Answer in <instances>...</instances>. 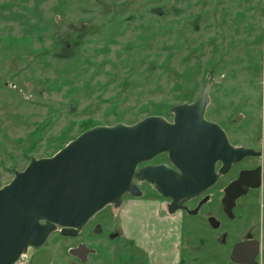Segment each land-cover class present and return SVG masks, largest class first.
<instances>
[{
    "label": "rangeland",
    "instance_id": "1",
    "mask_svg": "<svg viewBox=\"0 0 264 264\" xmlns=\"http://www.w3.org/2000/svg\"><path fill=\"white\" fill-rule=\"evenodd\" d=\"M206 85V118L235 146L264 149V0H0V188L13 167L54 155L89 125L150 115L172 121L173 108L198 99ZM240 167L198 214L170 212L155 185L137 182L169 212L155 227L160 258L145 238L139 244L148 252L134 243L135 223L124 236L114 231L121 207L135 198L127 193L78 236L53 232L43 245L51 264H237L233 245L260 235L264 204L263 183L239 200L234 219L222 211V187ZM79 243L93 249L87 262L71 252Z\"/></svg>",
    "mask_w": 264,
    "mask_h": 264
},
{
    "label": "water",
    "instance_id": "2",
    "mask_svg": "<svg viewBox=\"0 0 264 264\" xmlns=\"http://www.w3.org/2000/svg\"><path fill=\"white\" fill-rule=\"evenodd\" d=\"M209 93L206 85L198 99L176 105L172 121L150 115L133 124L95 125L54 155L31 157L23 170L13 167V179L0 188V264H15L29 246H43L57 230L78 235L106 206L120 205L127 193L140 195L137 180L153 183L170 198L173 212L218 182L219 162L221 172H227L233 162L258 154L233 145L225 129L206 118ZM161 154H167L169 163L146 164ZM246 175L242 172L225 188L222 201L230 217L236 200L248 192ZM92 250L82 244L71 252L84 255ZM259 254L261 241L246 239L234 245L232 260L261 264ZM52 261L47 249L36 253L31 264Z\"/></svg>",
    "mask_w": 264,
    "mask_h": 264
},
{
    "label": "flooded vegetation",
    "instance_id": "3",
    "mask_svg": "<svg viewBox=\"0 0 264 264\" xmlns=\"http://www.w3.org/2000/svg\"><path fill=\"white\" fill-rule=\"evenodd\" d=\"M237 147H246V148H249V149H253L258 154H250V155L245 156L244 158H242L239 161L233 162L227 172H221V168L223 167V163L219 162L217 164V170H218V172L220 174L218 182L213 187H211L209 190L204 192L203 194H201V195H199L197 197L190 198L187 201H185L183 208H179V209L173 211L172 213H177V212H181L182 211V212H187L189 214H198L199 212H201L203 207L206 204H209L212 201V199H213L212 195H211V190L213 188H215L226 175L230 174L234 170L236 171V168H235L236 166L242 165V167L238 168L236 175L233 176L232 178L228 179L227 182L222 187L223 191H224V195H225V188L229 184H231L233 181L237 180L240 177L242 172L247 173L246 181L249 183L248 192L245 195L239 197L236 200V203H235V205H234V207L232 209V212H233V216L232 217H230L227 214L226 207L223 204V210L222 211L229 218H231V219L235 218V210H236V208H237V206L239 204L238 203L239 200L242 197L249 195L253 191H259L260 192L261 189H262L263 183H264V161L261 160L264 157V149H255L253 147H248V146H237ZM151 162L146 163V164L169 163V160L167 158L166 161L162 160V161H158V162H154V163H151ZM258 172H259V174H261V178L259 180L257 178V173ZM138 181L151 183V182H148V181H145V180H137L136 183ZM257 182H260L261 185L257 186V187L253 186V184H256ZM151 184H153V183H151ZM140 190H141V194L140 195H134L135 198L133 199V203L130 204L128 207L127 206L125 207V204H124L121 207V211L123 209H128L129 208L130 211L134 214V220H136V221L138 220V222L135 221V223L136 224H139V223L141 224V227L138 229V231L136 233L137 235L135 237V242L134 243L139 248H142L144 251L148 252V246L150 247L149 244H146V245L139 244V241L142 240L143 238H145L146 242L148 241V242H151V244L153 243L151 245V248L155 247L156 256H153V258L154 257L160 258L164 254V248H163V243L164 242H163V239H160V237L157 235L158 233H156L157 232L156 228L158 226H160V223L162 222L161 220L164 218V216L169 214V212L164 211V209H165L164 205H163L164 203H163V200L159 197V195H154L152 193V191H151L150 194L147 193V192L145 193V191H142L141 188H140ZM160 195L162 197H165L161 193H160ZM224 195H223V197H224ZM223 197H222V200H223ZM165 198L170 200V202H168L166 204L167 210L170 211V206L172 204V200L170 198H168V197H165ZM222 203H223V201H222ZM113 205H115V204H113ZM121 211L119 213L118 225L115 227L114 231L116 232V234L124 236V234H125L124 233L125 226H124V219L122 217L123 213ZM211 222L212 221L210 219V223ZM211 225H212V223H211ZM153 226H155L156 228H154ZM219 226H220V223H219V225L217 227H219ZM57 231L60 234H62L61 230H57ZM79 233H78V235H79ZM250 233H251V231H249L247 234L249 235ZM78 235H76V236H78ZM65 236H71V235H65ZM251 238H256V236H251V235L250 236H246V237H243V238L237 240V242L242 241V240H246V239H251ZM237 242H235L234 245ZM82 244H84V243H79L78 245H76V247H78V246H80ZM234 245H233V247H234ZM76 247H74V248H76ZM89 248L92 249L91 247H89ZM30 249H33V251L31 253V257L29 259V264H31V259L36 253H38L39 251L47 250V248H45L44 246L38 247V246H34V245L29 246L27 251H29ZM92 253H93V250L91 252L87 253V254H84V255L83 254H78V253H73V254H75L77 257H79L81 259V261L87 262L88 259H89V255H91ZM260 255L261 254H259L257 256V258ZM84 257H85V260H84ZM53 259H54V256H53ZM156 260L158 261L159 264H163V263L159 262V259L156 258ZM152 262H153V259L149 260L148 263L152 264Z\"/></svg>",
    "mask_w": 264,
    "mask_h": 264
},
{
    "label": "crops",
    "instance_id": "4",
    "mask_svg": "<svg viewBox=\"0 0 264 264\" xmlns=\"http://www.w3.org/2000/svg\"><path fill=\"white\" fill-rule=\"evenodd\" d=\"M121 212L123 213L122 217L124 219L125 229H127V225L129 223L133 224L136 221V220H134V214L130 211L129 208L128 209H123ZM262 212H263V224L261 225L260 235L256 236V238L261 241V255H262L263 259H264V204H263V207H262ZM136 222H138V220ZM135 225L138 226V229L141 227L140 223L139 224L135 223ZM153 227L155 228V226H153ZM151 251L155 252V247H152Z\"/></svg>",
    "mask_w": 264,
    "mask_h": 264
},
{
    "label": "built area",
    "instance_id": "5",
    "mask_svg": "<svg viewBox=\"0 0 264 264\" xmlns=\"http://www.w3.org/2000/svg\"><path fill=\"white\" fill-rule=\"evenodd\" d=\"M26 256H27V251L21 255L20 259L15 264H24V259Z\"/></svg>",
    "mask_w": 264,
    "mask_h": 264
},
{
    "label": "trees",
    "instance_id": "6",
    "mask_svg": "<svg viewBox=\"0 0 264 264\" xmlns=\"http://www.w3.org/2000/svg\"><path fill=\"white\" fill-rule=\"evenodd\" d=\"M90 127H92L91 125H89V126H87L84 130H86V129H88V128H90Z\"/></svg>",
    "mask_w": 264,
    "mask_h": 264
}]
</instances>
